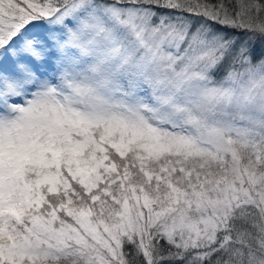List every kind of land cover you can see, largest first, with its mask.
<instances>
[{
    "label": "snow or ice",
    "instance_id": "snow-or-ice-1",
    "mask_svg": "<svg viewBox=\"0 0 264 264\" xmlns=\"http://www.w3.org/2000/svg\"><path fill=\"white\" fill-rule=\"evenodd\" d=\"M0 264H264V0H0Z\"/></svg>",
    "mask_w": 264,
    "mask_h": 264
}]
</instances>
